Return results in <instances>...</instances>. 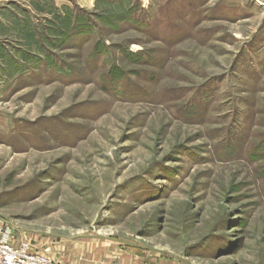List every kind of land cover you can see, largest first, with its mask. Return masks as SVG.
<instances>
[{
  "label": "rangeland",
  "instance_id": "rangeland-1",
  "mask_svg": "<svg viewBox=\"0 0 264 264\" xmlns=\"http://www.w3.org/2000/svg\"><path fill=\"white\" fill-rule=\"evenodd\" d=\"M95 1L67 0L99 28L80 45L51 32L54 0L0 4L9 242L63 264H264V0H138L144 33L109 31L119 11Z\"/></svg>",
  "mask_w": 264,
  "mask_h": 264
},
{
  "label": "trees",
  "instance_id": "trees-1",
  "mask_svg": "<svg viewBox=\"0 0 264 264\" xmlns=\"http://www.w3.org/2000/svg\"><path fill=\"white\" fill-rule=\"evenodd\" d=\"M95 4L96 7L100 4H105L119 11L117 14L114 12L111 16V21L108 22V26L111 27L109 31H114V29L117 28H122L124 30L133 28L144 33L146 29L151 26L148 15H146V11L141 8L138 0H96ZM63 9L64 16L58 13L55 14V18L51 24V32L55 34L59 33V35L63 33V31L64 33H71L73 41L78 42L80 45L81 41L88 42V34L91 33L93 28L99 31L98 25L92 23L91 20L88 19L85 10L77 6H74V10L70 6H64ZM103 11L106 12L105 9ZM103 17L108 18L107 15ZM73 45L76 46V43ZM98 46L100 47L99 42H97L93 48ZM76 47L78 50L85 49L81 46ZM101 52L102 51L98 49L95 53V57Z\"/></svg>",
  "mask_w": 264,
  "mask_h": 264
},
{
  "label": "built area",
  "instance_id": "built-area-1",
  "mask_svg": "<svg viewBox=\"0 0 264 264\" xmlns=\"http://www.w3.org/2000/svg\"><path fill=\"white\" fill-rule=\"evenodd\" d=\"M8 231L0 226V264H59L45 254L36 252L27 242L13 245Z\"/></svg>",
  "mask_w": 264,
  "mask_h": 264
},
{
  "label": "crops",
  "instance_id": "crops-1",
  "mask_svg": "<svg viewBox=\"0 0 264 264\" xmlns=\"http://www.w3.org/2000/svg\"><path fill=\"white\" fill-rule=\"evenodd\" d=\"M55 1V4L56 5H58V6H62V8L64 7V6H68L67 5V0H54ZM70 1V0H69ZM79 1H81V0H79ZM12 3V2H15V0H0V4L1 3ZM8 240H9V236H8ZM21 241H19V242H17V241H15V245H17V244H19ZM34 251H36V252H39L38 250H37V247L35 246V248H34ZM40 253V252H39ZM51 256H53V260L55 261V262H57V263H59V264H63V261L61 260L62 258H61V254H59V253H55V252H53L52 254H51Z\"/></svg>",
  "mask_w": 264,
  "mask_h": 264
}]
</instances>
